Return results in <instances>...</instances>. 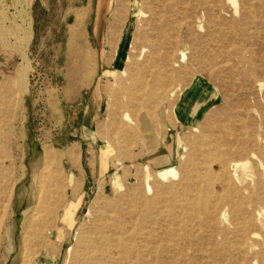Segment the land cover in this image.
Instances as JSON below:
<instances>
[{"label":"rangeland","instance_id":"obj_1","mask_svg":"<svg viewBox=\"0 0 264 264\" xmlns=\"http://www.w3.org/2000/svg\"><path fill=\"white\" fill-rule=\"evenodd\" d=\"M0 41V264H264V0H0Z\"/></svg>","mask_w":264,"mask_h":264},{"label":"bare ground","instance_id":"obj_2","mask_svg":"<svg viewBox=\"0 0 264 264\" xmlns=\"http://www.w3.org/2000/svg\"><path fill=\"white\" fill-rule=\"evenodd\" d=\"M22 19V18H21ZM154 22V21H153ZM25 23V21L23 22V24ZM28 25V24H27ZM21 31V30H20ZM22 31L24 32V34H25V36L27 37V39H29V35H28V29H27V27L25 26L24 27V29L22 28ZM3 32V31H2ZM78 34V33H77ZM3 35V34H2ZM5 38V37H4ZM1 42V41H0ZM5 42V41H4ZM2 43H3V41H2ZM5 44V43H4ZM10 45H12V44H10ZM4 46V45H3ZM15 47V50L14 51H16V50H18V47L15 45L14 46ZM14 47H12V48H14ZM19 51H22V50H20V47H19ZM23 56V55H22ZM23 58H24V56H23ZM26 66H25V68H23V70H22V72H21V75H20V79H19V82H20V84H21V86H22V91L24 90L23 89V83H24V80H25V74H26ZM27 89V88H26ZM34 168H36V163H35V165H34ZM166 172H169V173H172L173 174V170H172V168H169L168 170H165V171H162L160 174L161 175H165L166 174ZM34 173V172H33ZM38 173V172H37ZM35 174V173H34ZM34 174H32V176H31V179L33 178V176H34ZM42 174V173H41ZM40 176H42V175H40ZM38 181V180H37ZM31 185H30V187H29V191L31 190V188H32V186H33V183H32V180H31V183H30ZM42 184V181L40 180V186H42L41 185ZM38 185V184H37ZM38 188H39V186H38ZM40 189H41V193L44 191V189H43V186L42 187H40ZM40 189H38L39 191H40ZM39 194V193H38ZM37 195V194H36ZM25 210V209H24ZM34 214V213H33ZM33 217H34V215H33ZM90 237V236H89ZM100 237V236H99ZM82 246L80 247L81 248V250H82V254L80 255V258H79V264H96V261L94 260V253H95V251L97 250V248H98V245H99V243L96 241H94V240H92V242H88L87 240H85V241H83L82 242ZM76 258H77V256H76Z\"/></svg>","mask_w":264,"mask_h":264},{"label":"crops","instance_id":"obj_3","mask_svg":"<svg viewBox=\"0 0 264 264\" xmlns=\"http://www.w3.org/2000/svg\"><path fill=\"white\" fill-rule=\"evenodd\" d=\"M106 62H108V61H106ZM108 63H109V62H108ZM98 96H99V94H98V90L95 89V90L92 92V98H93L94 100H95V99L97 100V99H98ZM186 107H187V106L184 105V108H183V109H184V110H183L184 113L187 111V109H185ZM73 153H74L73 151H68L67 153H65V155H66V156H72Z\"/></svg>","mask_w":264,"mask_h":264}]
</instances>
